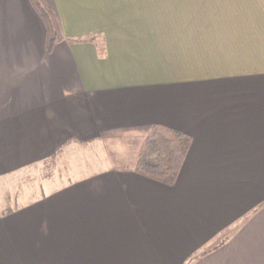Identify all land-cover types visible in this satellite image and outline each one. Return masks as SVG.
<instances>
[{
    "label": "crops",
    "instance_id": "0c3cea01",
    "mask_svg": "<svg viewBox=\"0 0 264 264\" xmlns=\"http://www.w3.org/2000/svg\"><path fill=\"white\" fill-rule=\"evenodd\" d=\"M40 2L50 53L0 0V264H264V0ZM153 126L191 138L173 186L133 171Z\"/></svg>",
    "mask_w": 264,
    "mask_h": 264
},
{
    "label": "trees",
    "instance_id": "16d2710c",
    "mask_svg": "<svg viewBox=\"0 0 264 264\" xmlns=\"http://www.w3.org/2000/svg\"><path fill=\"white\" fill-rule=\"evenodd\" d=\"M42 19L45 28V51L50 53L62 41L57 21L53 13L40 0H30ZM103 58L104 45L91 40ZM191 146L188 135L162 126H153L142 142L134 165V172L142 177L165 186H173ZM6 215V214H3Z\"/></svg>",
    "mask_w": 264,
    "mask_h": 264
},
{
    "label": "rangeland",
    "instance_id": "374dc122",
    "mask_svg": "<svg viewBox=\"0 0 264 264\" xmlns=\"http://www.w3.org/2000/svg\"><path fill=\"white\" fill-rule=\"evenodd\" d=\"M236 89V88H239V86H224L223 88H221V86H220V88H219V90L221 89V91L222 92H224L225 90H227V91H231V89ZM220 91V92H221ZM239 92V90H234L232 93H238ZM224 97H226V96H224ZM220 97L218 96V98L217 99H219ZM139 151V150H138ZM138 155V154H137ZM259 167V169H260V166H258ZM263 167V175H264V165L262 166ZM50 168H52V167H50ZM56 169V174H57V180H54L53 181V183L55 184V186H56V189L58 190V189H60L61 187V185L62 184H67V172H63V169H65V170H67V161H66V163H64V164H62V161H58L57 162V164H55L54 165V170ZM34 175H31L30 177H33ZM61 177H62V179H61ZM42 178V177H41ZM60 178V179H59ZM64 178V179H63ZM39 179V178H38ZM263 179H264V177H263ZM32 180H34V181H32ZM31 180V182H23V183H25L24 185H26V184H31V183H33V182H35V179H32ZM22 183V182H21ZM52 183V182H51ZM33 186H35V185H33ZM10 194H12V192H10ZM23 199V198H22ZM25 199H27V200H33V199H35L34 197H28V198H25ZM23 201H24V199H23Z\"/></svg>",
    "mask_w": 264,
    "mask_h": 264
}]
</instances>
